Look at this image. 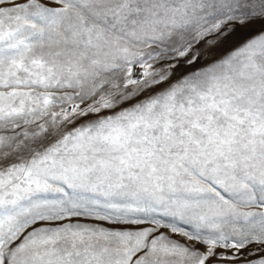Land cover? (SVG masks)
Returning <instances> with one entry per match:
<instances>
[{
    "label": "snow or ice",
    "instance_id": "6c2138e0",
    "mask_svg": "<svg viewBox=\"0 0 264 264\" xmlns=\"http://www.w3.org/2000/svg\"><path fill=\"white\" fill-rule=\"evenodd\" d=\"M0 264H264V0H0Z\"/></svg>",
    "mask_w": 264,
    "mask_h": 264
}]
</instances>
